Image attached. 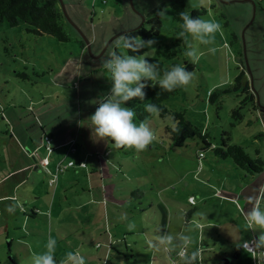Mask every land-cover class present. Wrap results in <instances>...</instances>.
Here are the masks:
<instances>
[{"label": "rangeland", "instance_id": "rangeland-1", "mask_svg": "<svg viewBox=\"0 0 264 264\" xmlns=\"http://www.w3.org/2000/svg\"><path fill=\"white\" fill-rule=\"evenodd\" d=\"M170 1L57 0L58 7L81 31L79 35L92 39L85 50L88 56L82 58L94 56L92 51L97 58L84 63L79 57L84 50L74 36L64 45L46 36L33 41L21 25L0 24V177L5 175L0 195L12 191L22 177L27 181L12 192L17 204L12 210L7 200L0 199V207L6 205L13 213L0 208V232L5 236L12 231L14 239L15 229L8 226L21 221L24 210L23 199H17L20 196L28 197L47 214L26 213L27 231L32 228V232L21 240L14 239L11 246L10 237L0 234V264H31V256L45 251L49 237L57 241L58 264H72L69 252H78L85 264H182L184 259L175 260L157 242L160 226L177 238V243L166 240L172 254L177 251L182 255L185 248V255L199 252L198 264H256L236 244L257 235L246 224L245 213L253 202L264 206V170L248 176L230 159L221 160L211 151L204 150L199 157L200 138L188 139L183 147L172 150L164 130L172 124L170 116L148 120L158 139L141 152L117 150L114 143L97 140L87 127L91 126L87 117L111 88L110 73L102 60L114 51L127 54L116 46L117 38L141 25L146 13L158 6L166 10V16L161 17L163 26L154 40H172L175 22ZM184 1L188 11L202 10L198 17L216 20L222 30L215 34L213 45L189 35L182 56L163 55L162 59L173 65L190 63L194 73L189 85L163 103L168 109L183 110L187 119L208 133L212 145H219L228 134L231 142L247 152L258 149L264 157V0ZM75 12L83 14V19L79 21ZM100 45L99 52L95 51ZM189 47L198 50L195 62L186 55ZM211 47L215 53L209 51ZM153 48L144 55L152 56ZM240 53L248 84L257 94L258 110L247 102L239 120L231 117V110L242 99L240 94L222 93L210 102L208 93L229 86L241 70ZM18 72L28 77L18 76ZM57 124L66 142L47 155L48 165L35 169L31 165L24 172L6 175L35 157H44L41 136L56 130ZM7 129L8 134L4 133ZM73 139L75 150L69 151ZM97 155L102 168L96 162ZM82 159L85 167L78 165ZM68 160L74 166L56 173L57 163ZM112 196L122 203L115 205ZM48 214L52 215L50 224ZM129 224L135 227L129 230ZM107 236L112 248L105 256ZM135 253L138 258L133 257Z\"/></svg>", "mask_w": 264, "mask_h": 264}, {"label": "clouds", "instance_id": "clouds-1", "mask_svg": "<svg viewBox=\"0 0 264 264\" xmlns=\"http://www.w3.org/2000/svg\"><path fill=\"white\" fill-rule=\"evenodd\" d=\"M195 8V5H191ZM161 17L166 16V10L158 12ZM179 18L180 32L177 37L186 39L189 35L205 45L215 43V34L222 30V25L214 19H202L193 17L187 9L181 11ZM156 43L154 39L145 40L139 35L133 36L127 32L122 33L116 40L118 48L130 50L123 54L112 52L102 60L104 69L110 73L111 88L103 95L97 104L94 113L86 120L91 122L87 126L92 130L97 140H111L116 148L134 149L137 152L146 150L153 142L157 141L155 130L150 126L147 117L137 123V112L134 108L126 106V102L133 98L145 99L144 89L148 86H159L160 90L172 92L178 87H186L194 78V73L188 70L187 65L175 64L161 73L157 62H149L147 55L137 54L144 48H153ZM215 53V47L209 48ZM186 55L193 61L199 58L198 50L189 47ZM159 95V93L157 94ZM144 111L152 116H159L163 111L156 103H145ZM173 132L179 134L182 129L179 121L172 126ZM264 200V196L261 197ZM245 221L248 227L257 235L250 240H242L237 243V248H243L256 264H264V206L253 202L252 207L245 213ZM129 230L135 227L128 225ZM162 239L171 242L174 237L166 235ZM57 241L49 237L45 244V251L34 253L30 260L31 264H58L55 249ZM72 264H85V258L78 252L67 254ZM199 252L194 251L191 255L184 256V264H198Z\"/></svg>", "mask_w": 264, "mask_h": 264}, {"label": "trees", "instance_id": "trees-1", "mask_svg": "<svg viewBox=\"0 0 264 264\" xmlns=\"http://www.w3.org/2000/svg\"><path fill=\"white\" fill-rule=\"evenodd\" d=\"M168 5L170 6L172 12V20L175 22L172 28V35L174 36V38L169 42H156L154 48L151 51L153 52L152 56H146V59H148L149 62H157L160 65L161 73H163L164 70L169 69L173 65L171 63L165 62V60L162 59L163 55L177 58L179 56H182L186 50L185 39L177 37L178 33L181 30L180 24L182 23L178 14L181 11L187 9L186 3L184 0H171ZM161 9L162 7L158 6L156 9L150 10L146 13V16L141 25L126 32L133 36L139 35L145 40L156 39L159 35V32L161 31V27L163 26L161 16L158 15V12ZM201 11L202 10H192L191 15L193 17H197L202 13ZM82 16L84 15H78L79 21L80 19H83ZM65 20L66 19L61 8L58 7L57 0H0V24L5 22L9 26L14 27L21 25L25 34L28 37L32 38L33 41L46 36L54 38V40L58 44L62 43V45H64L74 36L78 40L80 48L83 49L84 52H86V45L83 41L84 39L79 35V32L70 24L68 25L69 22ZM65 24L68 26L67 29L65 28ZM87 39L90 43H92V39H90L89 36H87ZM148 49L149 48H144L140 50V53L137 54H145ZM124 50L127 54H136L130 53V50L128 49ZM85 55H87V52L85 53ZM241 57L242 55L239 56V65L241 70L237 73V75H235V77H233V80L229 84V86L226 87L222 85L216 88L213 92L208 93V100L210 102L218 100L222 93L225 94L234 91L236 92V95L240 94L242 96V99L238 102V105L231 110V117L239 120L242 117L240 110L247 102L250 103L252 109L258 110V106L255 102L254 92L251 90L248 84V76L242 66L243 59H241ZM185 64L187 65L188 70L192 71L191 64L185 61L181 63V65ZM32 74L34 75L35 73L33 72ZM17 75L23 78L28 77L27 73L25 72H18ZM180 89L181 87H178L172 92H165L163 90H160L159 86H148L144 89L146 96L143 101H141L139 98H133L130 101L126 102V106L132 107L136 110L138 118L137 122H139V120H143L145 119V117H147L148 120L152 117V115H149L144 111L145 103L151 102L160 105L163 111L158 117L165 118L167 116H170V118L172 119V124L164 126V130L170 139L169 147L172 150L183 147L188 139L190 140L193 138H200L199 143H201V145L200 151L198 152L199 157L203 156L202 151H211L215 157L221 160L230 159L233 165L238 170L245 171L247 174H249L248 176L261 173L264 170V157L261 155L258 149H253V151L247 152L242 146L238 145V143L231 142V136L228 134L225 138H222L219 145H212V143H210L208 140V133L193 124L189 119H187L183 110H174L167 108V106L163 102L170 95L175 94ZM158 93L159 95H157ZM177 120L179 121V125L182 129L179 134L173 132L172 130V126ZM4 133L8 134L10 133V131L7 129L4 131ZM45 135H47V131L45 132ZM45 135H42L40 139L43 148V137ZM77 135L78 134L76 133V136L74 137L75 140ZM48 138L51 152H53L54 146H51V138L49 135ZM75 140L73 139L72 142H70L69 151L75 150ZM107 141L109 143H113L110 139ZM116 149L122 150L123 148ZM68 161H66L65 164ZM81 163H84V161L80 160L78 162V165L80 167L86 166L85 164V166H81ZM60 164L61 166L65 165L62 162H60ZM73 166L74 162L72 161V164L70 166L64 167L61 172H63V170L67 169L68 167ZM235 256H238V254L236 253Z\"/></svg>", "mask_w": 264, "mask_h": 264}, {"label": "crops", "instance_id": "crops-1", "mask_svg": "<svg viewBox=\"0 0 264 264\" xmlns=\"http://www.w3.org/2000/svg\"><path fill=\"white\" fill-rule=\"evenodd\" d=\"M69 6H71V3L69 4ZM75 10V9H74ZM76 14H77V12H75ZM101 48V45H100V47H98L95 51H97L98 50V52H99V49ZM83 50V49H82ZM85 53L86 52H84V51H82V55L80 54V56L79 57H81L82 58V56H84L85 55ZM92 54L95 56V54L92 52ZM109 55V54H108ZM88 56V55H87ZM94 56H90V57H83L82 58V62L84 63L85 62V60L86 59H91L92 60V58H97V56L96 57H94ZM82 114H83V111L80 109V118H81V116H82ZM82 119V118H81ZM58 127L60 128L61 126L59 125V124H57V128H56V130L58 131ZM56 130H54V129H52V130H49V131H47V132H49L50 134H52V136H50V138H51V142H52V144H53V146H54V148H56V147H63V145H64V143L66 142L63 138H65L66 136H63V133H61V132H57ZM54 133H56V134H54ZM11 135V134H10ZM87 152H85L84 154H86ZM45 157V156H44ZM43 158V157H42ZM39 160H40V158H38V157H35V158H33V162H28V163H24L23 165H21V166H19V167H16V168H14V169H12V170H10V171H8L7 173H6V175L7 174H9V175H14L15 174V172H24V171H26L28 168H31L30 166L31 165H33V169H35V168H37V167H45V166H42V164H40V162H39ZM82 161H85V160H83L82 159ZM96 162H97V164L99 165V166H101V168H102V164H99L100 163V158L98 157V155H97V159H96ZM95 164V163H94ZM89 170H90V172H96L95 170V168H89ZM98 172H99V170H98ZM4 177H5V175L4 176H2V177H0V185H1V183L3 182V179H4ZM24 184H27V181H26V179H25V177H22L20 180H18V181H16V183L15 184H13V186H12V191H10V190H8L7 191V193L6 194H1L0 195V199L1 198H3L2 199V201H4V200H7L8 201V203H9V205L11 206V210L14 208V206H17V204L16 203H14V196H13V194H12V192L14 191L15 193H16V189H18L19 187H22ZM101 189V188H100ZM89 191V190H88ZM31 192H33V191H31ZM28 195V194H27ZM28 196H30V197H32V199L33 200H36L37 199V197L36 196H34V195H32L31 193H29V195ZM111 196V195H110ZM16 197V196H15ZM112 199H113V201H114V204L115 205H117V204H120V203H122V200L121 199H116V198H113V196L111 197ZM19 201L21 200V199H23L22 200V202H21V206H22V208H23V210H24V213H25V215H24V213L22 214L23 216H22V218H21V221L19 222V223H13L12 225H10L9 224V226H8V228H10V227H12L13 228V230L15 229V232H14V239L15 240H17V239H19V240H21L22 238H25V236H27L29 233H31L32 231V228H31V230H29V231H27L28 230V225H29V223H28V220H29V216L27 217L26 216V213H28V212H31V214L32 215H36V214H38V213H40V214H42L43 216H46L45 214H44V210H41V207H37L35 204H31V202H29L28 200H30L28 197L27 198H25V197H23V196H20V197H18L17 198ZM33 203V202H32ZM1 209H2V211H5V212H8V214L9 215H12L13 213L9 210V207L8 206H6L5 205V208L3 207V205H1V207H0ZM43 208L44 209H46V211L48 210L47 209V206L46 205H44L43 206ZM50 213H51V210H50ZM16 214V213H15ZM24 216H25V218H26V220L24 219ZM51 217H52V215H50V214H48V217H47V221H48V224H50L51 223ZM23 228L26 230V232H24V230H23ZM168 228L167 227H163V230H162V227L160 226V229H159V237H158V241L157 242H159V245H161L162 244V247H163V251L167 254L168 253V255L169 256H171V257H173L175 260H177V258H181V259H184V255L186 254V250H184L183 252H182V250H181V253H182V255H179L178 254V252L176 251L174 254H172L173 252H172V250H171V248H169V246H167L166 244H168V243H166V239H162L163 237H165L166 235H168ZM12 232V231H11ZM11 232L10 233H5V236H4V233H2V232H0V234H1V237H10V240H9V246H11L12 244H13V236H11ZM17 232V233H16ZM173 237H174V241L177 243L178 241H177V238H175V236L173 235ZM111 239V238H110ZM106 242H105V246H106V249H108L106 252H105V256L106 255H109V254H107L108 252H111V248H112V242H111V240H109V236H107L106 237V240H105ZM184 248V247H183ZM185 249V248H184ZM172 254V255H171ZM239 255V254H238ZM133 257H137L138 258V256L136 255V253H135V255H133ZM15 264H17V261H16V263ZM136 264V263H135ZM175 264V263H174ZM182 264H184V261H183V263Z\"/></svg>", "mask_w": 264, "mask_h": 264}, {"label": "built area", "instance_id": "built-area-1", "mask_svg": "<svg viewBox=\"0 0 264 264\" xmlns=\"http://www.w3.org/2000/svg\"><path fill=\"white\" fill-rule=\"evenodd\" d=\"M43 139H44V148L46 149V154H48L49 152H51V147L49 146V138H48V135H45L44 137H43ZM47 155H45V157H41L40 158V160H39V162H40V164H42V166H47L48 165V159H47V157H46ZM72 164V161H68L65 165H63V166H61V164L60 163H58L57 165H56V173H60L61 171H62V169H64V167H66V166H70ZM81 166H84V163H81ZM184 251V249H182V252Z\"/></svg>", "mask_w": 264, "mask_h": 264}, {"label": "water", "instance_id": "water-1", "mask_svg": "<svg viewBox=\"0 0 264 264\" xmlns=\"http://www.w3.org/2000/svg\"><path fill=\"white\" fill-rule=\"evenodd\" d=\"M62 3H63V1H62ZM62 12H63V14H64V16H65V18L67 19V21L69 20L70 21V25H72L77 31H79V32H81L80 30H79V28L74 24V22L71 20V18L69 17V15L67 14V12L65 11V10H62ZM68 21V22H69ZM124 32H126V31H124ZM123 32V33H124ZM84 36V35H83ZM85 37V36H84ZM84 41V43H85V45H86V48H88L89 49V47H90V42L88 41V39L85 37V40H83ZM247 62V61H246ZM249 67V66H248ZM248 70H249V68H248ZM254 95L256 96V98H257V94H256V91H255V93H254ZM258 99V98H257Z\"/></svg>", "mask_w": 264, "mask_h": 264}]
</instances>
